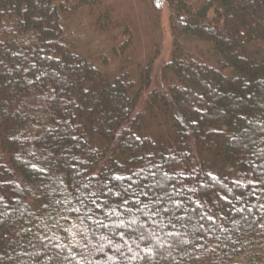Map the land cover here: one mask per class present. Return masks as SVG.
<instances>
[{
    "label": "trees",
    "instance_id": "obj_1",
    "mask_svg": "<svg viewBox=\"0 0 264 264\" xmlns=\"http://www.w3.org/2000/svg\"><path fill=\"white\" fill-rule=\"evenodd\" d=\"M68 1L0 0V264H264V0H166L140 110L152 61L102 71Z\"/></svg>",
    "mask_w": 264,
    "mask_h": 264
},
{
    "label": "rangeland",
    "instance_id": "obj_2",
    "mask_svg": "<svg viewBox=\"0 0 264 264\" xmlns=\"http://www.w3.org/2000/svg\"><path fill=\"white\" fill-rule=\"evenodd\" d=\"M93 6H81L76 15H62L65 26L80 33L79 52L84 57H93L94 64L108 75H114L117 69L128 60V69L135 80L138 79L137 65L152 61L149 87L141 94L138 110L143 108L148 92L165 87L169 79L161 76L162 65L170 59L173 37L171 34L170 11L166 0H91ZM72 2L69 0L68 3ZM99 2V3H98ZM74 3V2H73ZM73 3L69 5L72 6ZM67 5V3H66ZM130 39L125 57L112 55L103 67L98 58L108 52L113 41ZM127 42V41H126ZM110 43V44H109ZM185 47L196 52L208 64L217 67L210 54V46L194 39H185ZM110 49V48H109ZM186 49V50H187ZM248 51L258 59L264 60V43L248 47ZM98 58L97 60H95Z\"/></svg>",
    "mask_w": 264,
    "mask_h": 264
}]
</instances>
